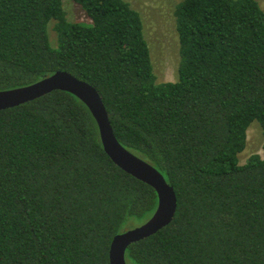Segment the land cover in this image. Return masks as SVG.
<instances>
[{"label": "trees", "instance_id": "trees-1", "mask_svg": "<svg viewBox=\"0 0 264 264\" xmlns=\"http://www.w3.org/2000/svg\"><path fill=\"white\" fill-rule=\"evenodd\" d=\"M0 0V91L66 72L102 99L117 141L176 195L172 222L126 264H264V11L256 0H180L175 82L158 83L140 14L125 0ZM56 37L49 41L48 26ZM157 196L115 166L88 108L54 91L0 111V264H109L114 236Z\"/></svg>", "mask_w": 264, "mask_h": 264}, {"label": "water", "instance_id": "water-1", "mask_svg": "<svg viewBox=\"0 0 264 264\" xmlns=\"http://www.w3.org/2000/svg\"><path fill=\"white\" fill-rule=\"evenodd\" d=\"M54 91L69 93L88 108L96 122L106 156L126 174L151 187L157 196V206L150 218L140 226L114 236L110 243L108 263L126 264L125 251L129 246L149 238L172 222L177 208L175 192L151 164L117 141L98 92L66 72H56L25 87L0 91V111L34 101Z\"/></svg>", "mask_w": 264, "mask_h": 264}, {"label": "rangeland", "instance_id": "rangeland-1", "mask_svg": "<svg viewBox=\"0 0 264 264\" xmlns=\"http://www.w3.org/2000/svg\"><path fill=\"white\" fill-rule=\"evenodd\" d=\"M141 16L144 33L149 45L153 71L158 83L175 82L179 65V43L173 16L174 8L180 0H125ZM264 11V0H256ZM66 20L72 23H90L82 9L74 0H62ZM49 41L56 46L52 23L48 26ZM263 138L257 124L247 130L246 146L239 155L240 165L252 154L264 158Z\"/></svg>", "mask_w": 264, "mask_h": 264}]
</instances>
